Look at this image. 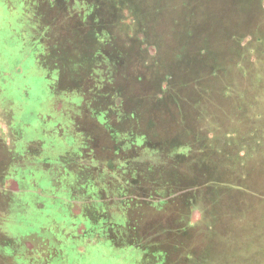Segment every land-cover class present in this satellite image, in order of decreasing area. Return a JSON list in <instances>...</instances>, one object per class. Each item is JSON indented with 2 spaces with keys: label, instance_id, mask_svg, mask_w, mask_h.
I'll list each match as a JSON object with an SVG mask.
<instances>
[{
  "label": "rangeland",
  "instance_id": "rangeland-1",
  "mask_svg": "<svg viewBox=\"0 0 264 264\" xmlns=\"http://www.w3.org/2000/svg\"><path fill=\"white\" fill-rule=\"evenodd\" d=\"M97 1L101 37L110 42L111 55L104 48L97 54L96 44L83 37L86 66L74 65L79 49L71 40L66 61L62 32L68 22L87 19L91 0H0V264L138 260L134 249L80 235V204L71 201L63 156L50 157L60 167L53 174L41 168L30 174L41 189L42 207L28 212L30 222L17 218L15 204L32 196H10L19 186L9 177L27 170L21 162L26 158L13 154L39 134L47 150L58 141L51 137L57 124L64 149L81 151L68 160L92 167L77 178L97 174L100 180L95 168H109L113 196L103 213L116 219L129 209V227L144 233V243L162 264H264V230L257 229L264 222V203L257 202L264 196V12L259 39L244 28L248 13L229 0ZM242 4L241 12L247 11V2ZM235 55L247 78L238 76L237 61L229 58ZM89 67L95 74L105 67L118 74L113 88L122 92L114 90L113 105L99 102L104 109L90 111L78 94L54 95L49 85L68 84L71 72ZM212 71L218 75L214 87L207 78ZM87 84L98 86L99 79ZM60 116L67 118L64 124ZM183 121L192 131L191 143ZM233 148L234 154L241 149V160L229 156ZM207 149L224 151L223 160L212 164ZM214 165L223 171L216 180L223 187L212 196L216 204L206 193L209 181L200 177L204 170L211 179ZM43 175H55L54 184Z\"/></svg>",
  "mask_w": 264,
  "mask_h": 264
},
{
  "label": "crops",
  "instance_id": "crops-1",
  "mask_svg": "<svg viewBox=\"0 0 264 264\" xmlns=\"http://www.w3.org/2000/svg\"><path fill=\"white\" fill-rule=\"evenodd\" d=\"M49 86L52 89L54 95L56 93H59V94H63L62 96H67V94L70 92L72 94H78L75 85L70 84V80H68V84H63L62 86H58V87L51 85ZM65 93L67 94L65 95ZM64 103L65 102H61V101L55 102L53 100V104H58V106H63L64 108H66L67 106H65ZM81 105L82 104H80V107ZM73 106L75 107V105ZM61 119L64 120L62 122L64 124L65 119L67 118L64 116H60V120ZM57 125L53 127L54 129L52 131L51 137L55 139L57 138L58 141L52 143V145L49 147L51 150H53V153H51L49 148L47 150H43L44 148L43 146L44 142L42 140L43 137H40L39 136L40 134L37 133L39 134L38 139L33 138L31 141L22 144L21 146L18 147L17 150H15L13 154L15 157L17 156L15 154H18L20 157L26 158V159H21V162L22 164H26L27 170L21 171L23 175L22 177L21 176L18 177L17 174L16 176L13 175L9 177L11 181L16 180V183L19 186L18 192H14L13 194H10V196L18 193L25 194L28 192L32 196L31 200L25 199L24 201L20 199L18 204L17 203L15 204L16 212H18V215L20 216V217L17 216L16 217L21 221L30 222V214H28V212L30 210H35L37 208L42 207L40 203H38L40 195L42 194L41 189H39L36 186V182L34 179H32V176L30 174L38 171L35 168L38 169L41 168L40 170L41 173L50 172L53 174V171H55L53 170V168H60V167L59 166L55 167V162L57 161V159L56 160L54 159L55 162H53L50 157L58 155L59 158L63 156V159L66 160L63 161L62 159L60 163L63 164L62 172L64 173L65 177H67L66 182L71 192V196H72L71 201L80 204V211L78 213H80V217L83 219V221L81 220V222H79L81 225V227L79 228L81 229L80 235L84 236L86 234V236L91 239H101L107 241L112 247L116 249L136 250L139 254L136 264H162L161 261L156 256V254L152 253L150 248L147 247V245L144 243L143 241L144 233L139 231L133 232L131 227H129L130 219L128 217V213L126 210L123 209V212L119 213L120 215L116 219L114 218L113 215H110L111 218H109L107 213H103L107 209L108 201L110 202L111 197L113 196V186H112L113 184H112L111 176L109 174L110 172L109 168H95L96 172L103 173V175L99 173L100 180H98L97 174L95 175V177L89 175L88 177L85 178H83V176L77 178V174H82L83 172L92 173V169H91L92 167L90 166L89 168L88 167L81 168L80 166L75 165L70 160H68L70 156L80 155L81 151L79 153H71L69 150L64 149L65 148L64 143L59 141L62 139V137L61 139L58 138V136H61L63 134V128L61 126L57 134L58 131L56 128ZM76 133H80V131H76ZM22 138L23 137H21L20 135L16 140L21 141ZM55 150H57L59 153H54ZM35 157H37L38 160H33ZM39 160H42L40 164L34 166V164L38 163ZM48 177L49 180H47V182L53 185L54 184L53 181L56 179V176L55 175H50L47 177H45L44 175L42 176V178L45 179H48ZM63 185H64V181H63ZM28 186L29 188H27ZM12 209H14L13 205H12ZM99 210L101 214H99L98 212ZM13 212L15 213V211ZM115 221L117 222L115 223ZM171 224L172 223H165L164 225L170 226ZM24 248L27 250L32 249L30 246L26 244H24ZM23 258L24 256H22L21 260H23ZM48 263L49 262H44V264H48Z\"/></svg>",
  "mask_w": 264,
  "mask_h": 264
},
{
  "label": "trees",
  "instance_id": "trees-1",
  "mask_svg": "<svg viewBox=\"0 0 264 264\" xmlns=\"http://www.w3.org/2000/svg\"><path fill=\"white\" fill-rule=\"evenodd\" d=\"M230 4L232 6H239L241 7L243 10L244 8L243 6V2H247V11L245 12H241V8H238V11L240 13H242L244 15V13H248V16L245 17V19H248L249 22H247V24H249V26H244L246 23H244L242 26H244L245 29H249L251 31H256L255 33H257L256 35H258L259 39H260V32L259 30H257L262 24H260V20L259 18H261V13L264 12V10H262L263 8L261 7V0H229ZM235 4H234V3ZM91 4L90 7H92L93 11L90 12L87 16V19L85 21H81V19H84V15H82L81 17H79L80 20L78 21H74L72 22H68V25L64 26L63 32H62V36H63V43L65 44L64 46V58L66 59V61H68L67 56L65 55L66 50L65 47L67 49V51H69V47H67L68 42L73 41L76 44V47L79 49V54L77 55V59L76 57H73L74 61V65H76V62L79 63V65L84 64L86 66H89V58L88 56H86L84 53L82 54L81 52V47L80 45L82 44V40L83 37L87 38L89 40V43H91V45H95V51H97V54L99 53L98 50L99 48H101V51L104 48V51L106 52V55L109 56L111 55L109 53L110 50V42H108V39H105L106 37H101V29L99 27V19L101 18V6H100V1L95 2V0H91ZM244 6V7H246ZM253 10L255 13L253 12H249V10ZM255 9H257L258 11H256ZM82 11V10H81ZM236 11V10H234ZM238 11L236 13H238ZM81 13V12H80ZM250 19L252 21H250ZM262 27V26H261ZM83 32V34L81 33ZM254 33V34H255ZM228 39V37H227ZM102 40V41H101ZM68 41V42H67ZM61 43V45L63 44ZM97 44L99 46H104V47H98ZM100 54V53H99ZM230 60L234 59L236 60V64H237V74L238 76H242V77H248V73L246 72V70H242L239 66H240V57L238 56H230L229 57ZM107 59H110L107 58ZM79 60V61H78ZM230 60L229 59H225L224 61V69L225 71H230L229 68H231L230 66ZM232 61V60H231ZM68 65H70V63H67ZM212 69L211 70H215V66L211 65ZM101 69V68H100ZM105 71H101L102 74H95L94 72L91 71V68H87L85 70H81L80 72H71L70 74V84L75 85L76 91L78 92V94L80 95L81 99L84 100V104L86 106V108L90 111H92L95 109L96 111H98V109H104L101 105H99V102H104V101H109L112 105H113V101H114V90L116 91H120L122 92V88L120 89H115L113 88V82H114V78L115 76H117L118 74H114V72H112L113 70L109 69L108 67H105ZM95 78L99 79V85L97 86L96 84H94L95 86L93 88H89L91 87V85H88L87 82L89 80H93ZM207 78L209 79L208 81L211 82H215L218 78V75H216V72H211V74L209 76H207ZM205 82V81H204ZM89 86V87H88ZM211 87H214V84L211 83L210 85ZM212 91H217V89H211ZM225 92L223 93V95H227V91L226 89L224 90ZM119 97V95H118ZM92 100V102H91ZM86 103H89V105H87ZM168 106V105H167ZM170 106V105H169ZM239 110V108H238ZM182 123L185 124V131L189 133V139L187 140L189 143H191L193 139V134L191 129L188 127V121H183ZM192 134V135H191ZM237 148V147H235ZM234 148L231 150L229 156L235 158L237 157L238 160H241V155H243V153H241L242 151L239 150V153L234 154L235 151H233ZM208 152V156L210 158H212V160L210 161L212 164H219V162H221V160H223L225 152L219 149V151H215L212 150V153L210 154L209 150L207 149ZM206 154V153H205ZM210 154V155H209ZM244 157V156H243ZM213 173L211 175V179H210V175L207 172H204V170L202 171V173L200 174V177L202 178V180H205V182L207 183V181H209L207 183V194L209 196V201L213 204H216L217 201H215V199L212 197L216 194L217 192V188H222L223 185H221V181H216L218 178H221L223 176V171L222 169L220 170V168H218V166L214 165L213 168ZM241 178V177H240ZM224 190L230 191L229 189L225 188ZM248 190V189H244ZM250 191V190H249ZM264 196H258L257 198V202L260 201L261 203H264ZM129 209H127L128 211ZM128 213V212H127ZM240 214V212L238 213ZM130 226V224H129ZM257 229L259 231H263L264 230V222H262L260 225L257 226ZM146 236V235H145ZM165 236H168V231L165 233ZM144 241V240H143Z\"/></svg>",
  "mask_w": 264,
  "mask_h": 264
}]
</instances>
